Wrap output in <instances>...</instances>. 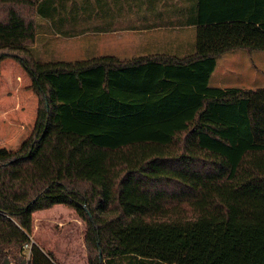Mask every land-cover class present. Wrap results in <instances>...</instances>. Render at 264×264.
Returning <instances> with one entry per match:
<instances>
[{
  "label": "trees",
  "instance_id": "obj_1",
  "mask_svg": "<svg viewBox=\"0 0 264 264\" xmlns=\"http://www.w3.org/2000/svg\"><path fill=\"white\" fill-rule=\"evenodd\" d=\"M41 1L0 0V64L37 95L28 136L0 147V264H59L31 239L57 203L85 223L87 264H264V88L208 84L220 54L264 50V1L192 20L183 56L47 60Z\"/></svg>",
  "mask_w": 264,
  "mask_h": 264
},
{
  "label": "crops",
  "instance_id": "obj_2",
  "mask_svg": "<svg viewBox=\"0 0 264 264\" xmlns=\"http://www.w3.org/2000/svg\"><path fill=\"white\" fill-rule=\"evenodd\" d=\"M263 1L42 0L36 16L34 47L49 55L56 50V43L76 45V55L68 58L56 55L53 59H79L100 54L120 56L118 50L101 49L99 45L105 40L120 42L122 36L132 35V56L165 52L183 56L193 51L196 24L192 20L211 18L217 13L248 14L258 11L257 5ZM263 52L234 49L220 54L217 60L226 54L235 59L253 54L264 58V55H260ZM8 81L11 90L19 89L20 76L16 81L12 77ZM8 111L2 112L3 121L7 120ZM0 138L4 142L6 138L11 139V134L6 136L0 133Z\"/></svg>",
  "mask_w": 264,
  "mask_h": 264
},
{
  "label": "rangeland",
  "instance_id": "obj_3",
  "mask_svg": "<svg viewBox=\"0 0 264 264\" xmlns=\"http://www.w3.org/2000/svg\"><path fill=\"white\" fill-rule=\"evenodd\" d=\"M35 42L36 39L32 47H34ZM99 47L118 50V54L122 57L132 56V35L122 36L120 42L105 40ZM34 48L35 55L44 60L56 55L68 58L77 54L76 45L60 42L56 43V50L50 52L49 55L41 50L38 51L36 47ZM229 55H223L217 60L215 70L208 82L209 85L264 88V58L262 56L259 58L255 57L254 54L253 56L249 54L250 56L247 58L238 59L237 57L235 59ZM9 63H11L10 66H8ZM17 76H20L21 82L19 89L14 91L9 88L8 80L12 77L16 81ZM30 83L31 80L27 72L12 58H6L1 62L0 133L6 136L11 134V139L6 138L7 140L2 142L0 138V147L5 146L14 149L28 136L33 126L36 116L37 95L30 87ZM4 110H9L6 121L2 120ZM6 122L8 123L6 124ZM84 229V221L73 208L57 203L33 213L31 239L44 250L50 251L59 264H87ZM22 255L27 260L29 248L23 246ZM9 264H14V262L9 260Z\"/></svg>",
  "mask_w": 264,
  "mask_h": 264
},
{
  "label": "built area",
  "instance_id": "obj_4",
  "mask_svg": "<svg viewBox=\"0 0 264 264\" xmlns=\"http://www.w3.org/2000/svg\"><path fill=\"white\" fill-rule=\"evenodd\" d=\"M24 247H25V248H28L29 246H28V244H25Z\"/></svg>",
  "mask_w": 264,
  "mask_h": 264
},
{
  "label": "water",
  "instance_id": "obj_5",
  "mask_svg": "<svg viewBox=\"0 0 264 264\" xmlns=\"http://www.w3.org/2000/svg\"><path fill=\"white\" fill-rule=\"evenodd\" d=\"M5 264H9V261H6Z\"/></svg>",
  "mask_w": 264,
  "mask_h": 264
}]
</instances>
